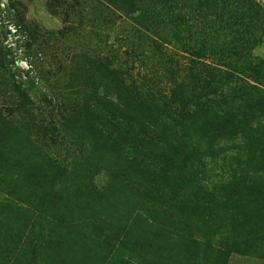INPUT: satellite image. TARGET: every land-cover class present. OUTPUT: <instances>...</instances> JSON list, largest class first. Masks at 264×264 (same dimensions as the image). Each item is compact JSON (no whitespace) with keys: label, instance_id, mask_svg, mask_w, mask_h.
Listing matches in <instances>:
<instances>
[{"label":"rangeland","instance_id":"374dc122","mask_svg":"<svg viewBox=\"0 0 264 264\" xmlns=\"http://www.w3.org/2000/svg\"><path fill=\"white\" fill-rule=\"evenodd\" d=\"M223 119L251 153L246 133L182 139ZM138 122L198 144L215 203L232 180L254 189L244 226L210 219L225 264H264V0H0V264L203 263L192 212L134 165L156 174L166 149L136 154Z\"/></svg>","mask_w":264,"mask_h":264},{"label":"trees","instance_id":"16d2710c","mask_svg":"<svg viewBox=\"0 0 264 264\" xmlns=\"http://www.w3.org/2000/svg\"><path fill=\"white\" fill-rule=\"evenodd\" d=\"M139 123V122H138ZM144 125L138 124L137 130H133L125 134L130 137V141L134 142V148L137 149L136 154L141 153L140 149L145 148V145L152 144L157 142L163 144V149L160 155L157 158L158 172L156 174L148 173V166H143V160L138 158V162L135 167L146 173L148 176H151L153 182H151L152 187L156 188V195L160 194V191H165L164 194L158 196L159 200L166 198V193L169 194L168 200L173 204V208L176 210L186 209L189 212H192V216L195 220L194 229L200 230L199 238H201L202 243L197 240L191 241V244L194 246V249H200L202 252L201 258L203 259L202 264H225V260L229 254L235 252L233 248L223 249L224 245L215 244L214 237L217 235L216 231L218 229L215 221H212L210 218L213 216H218L221 219V216L227 217V221L230 222L231 227H235L238 223L239 226H244L246 223V217L251 213L252 209L255 213L257 208V213L261 212V202L259 199H256L257 202H254L250 197L258 196L251 186L245 185L242 181H230L227 184L220 187L217 201L214 202L213 198L216 195L204 194L199 188L198 181L196 180L195 164L191 159L192 153L197 152L196 145L193 148L185 147L187 142L177 141V145L173 144L174 137L168 134H163L158 130H147L144 131ZM191 132H186L182 135V139H189L193 135H201V138L204 141H209L210 138L214 140H223V141H236L238 137L243 138L246 142V147L243 150L248 153L252 152V149L257 145L256 141L253 139V135L250 132H245L235 127V125L228 120H221L220 122H205V123H192L189 127ZM98 133V134H96ZM240 133V135H238ZM98 137H100L99 132H95ZM251 135V136H250ZM250 136V138L248 137ZM97 137V136H96ZM169 139H172L170 141ZM176 140V139H175ZM171 143H170V142ZM193 144V142H192ZM113 150L120 151L121 149L127 148L125 144L120 142H115L111 146ZM249 155L248 157H250ZM247 157V158H248ZM264 165V163H263ZM264 171V169H260ZM62 169H56L55 177H59L62 173ZM216 199V198H215ZM264 204V203H263ZM209 205L216 206L215 210L209 207ZM205 210H212L211 213H205ZM206 220H210L208 224ZM199 224V225H197ZM187 229H183L184 233H187ZM216 245V246H213ZM130 246L134 248L132 243Z\"/></svg>","mask_w":264,"mask_h":264}]
</instances>
